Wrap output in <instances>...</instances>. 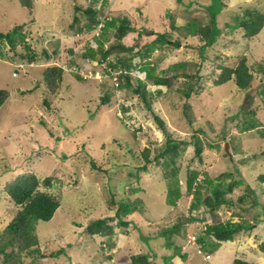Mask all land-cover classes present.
Masks as SVG:
<instances>
[{"label":"rangeland","instance_id":"374dc122","mask_svg":"<svg viewBox=\"0 0 264 264\" xmlns=\"http://www.w3.org/2000/svg\"><path fill=\"white\" fill-rule=\"evenodd\" d=\"M34 1L35 8L30 13L19 0H0V31L24 25L26 42L38 55V60L31 63L24 58L21 47L15 51L4 47L5 57H0V89L10 93L0 109V234L19 211L4 193L5 184L18 174L32 171L42 180L52 177L53 187L41 190L61 202L51 221L37 225L40 247L47 256L38 264H126L132 256L152 255L154 251L157 256L150 258L151 263L163 264V257L169 252L153 238L177 223L184 235L177 244L187 260L177 257L174 264H233L236 259L264 264V220L258 222L252 217L264 213V183L259 179L264 175V131L240 133L237 128L245 119V111H255V119L264 129V28L250 38L244 29L227 26L239 22L246 11L264 15V0H220L223 6L217 23L221 33L210 44L199 36H186L181 29L189 22L201 27L211 24L210 7L215 0H107L101 6L90 0ZM76 2L81 10L75 14ZM91 4L99 7L100 18L125 15L137 30L123 40L126 46L136 47L134 53L123 56L133 57V63L138 65L127 71L135 81L140 78L146 83L151 110L134 94L135 83L131 88L122 86V77L116 82L106 76L96 61L91 65L93 74L88 69L84 82L71 73L72 65L83 61L87 47L99 48L95 31H77L88 23L84 10ZM75 15L80 23L71 29ZM113 33H105V48L116 43ZM157 33H167L171 43L180 41L181 46L166 44L149 60L141 61L137 51L154 41ZM243 59L254 74L250 89L239 90L235 82L214 85L220 67L234 68ZM182 63L188 66L170 70ZM54 65L65 69L56 94L48 90L43 80L45 69ZM141 66L154 68L156 75L179 76L172 89L157 87L153 80H145V71L139 74ZM185 72L195 75V92L187 101L179 93L188 81L183 77ZM106 96L109 101H104ZM186 102L191 108V123L184 113ZM154 115L165 122L173 139L187 143L177 160L179 173L175 179L170 178L171 167L154 161L147 164V171L140 172L139 180L129 175L145 164V150H150L152 160L166 141L167 134L159 128ZM197 138L204 148L202 159L195 155L193 142ZM252 156L255 161L244 165ZM91 161L101 170L94 169ZM190 173H198L194 189L204 198L211 195L212 185L228 187L240 181L227 196L234 205L222 206L214 214L205 207L190 210L195 193L187 192ZM176 180L182 196L173 207L167 204L166 197ZM111 191L117 199L143 202L142 212L125 219L132 223L127 231L117 226V207L109 204ZM240 197H245V205L239 203ZM196 216L198 221H191ZM103 217L113 218V237L87 235L85 227ZM229 221H244L253 229L222 244L217 251L220 246L211 247V237H207L205 246L195 243L208 226ZM198 246L202 248L198 250ZM58 250L65 253L58 258L50 256ZM24 260L30 262L29 258Z\"/></svg>","mask_w":264,"mask_h":264},{"label":"trees","instance_id":"16d2710c","mask_svg":"<svg viewBox=\"0 0 264 264\" xmlns=\"http://www.w3.org/2000/svg\"><path fill=\"white\" fill-rule=\"evenodd\" d=\"M22 7L26 8L30 13L35 8L34 0H19ZM94 3H97L94 1ZM107 0L102 2V5H106ZM222 2L220 0H215L213 6L210 7L212 21L211 24L206 27H201L198 23L189 22L181 30L185 31L186 36H199L200 40L206 44H210L215 41L216 38L221 33V30L217 23V18L220 15L222 9ZM75 14L78 13L81 8L78 6L77 2L73 5ZM99 7L97 5H88L84 13L88 16V23L83 27H78L77 31L82 34L91 33L95 28L100 24L101 18L99 16ZM238 21L234 25H227L232 29H244L246 37H254L258 35L264 28V15L253 13L251 11H246V15L242 18H238ZM80 19L75 15L71 29L79 25ZM24 25H15L8 32L0 31V57H5L3 49L4 47H9L11 51H15L18 47H21L24 52V58H27L29 62H34L38 60L37 53L29 46L26 42V35L23 32ZM173 30L176 29L175 24H172ZM178 29V28H177ZM108 31H113L114 39L116 43L109 48H105L103 39L106 37ZM135 27L132 26L131 21L125 15L115 16L109 18L105 21L104 28L102 33L96 37V41L99 44L98 49L88 48L83 53V58L91 59L92 62L96 61L97 65H102L104 62L109 60V68L116 71L119 69H126L128 71L137 69L138 65L133 63L134 58H126L123 54H133L136 47L135 46H126L123 43V40L128 37L130 33L136 32ZM179 31V30H178ZM187 31V33H186ZM106 33V34H105ZM109 40V38H108ZM172 44L173 47L178 48L181 46L180 41H175L171 43L168 38L167 33H157L156 39L137 51V55L141 57V61L149 60L151 55L165 45ZM205 44V46H206ZM205 47H202L204 50ZM47 59L50 58L47 51H43ZM23 56V55H22ZM115 58L112 60V58ZM134 56V55H133ZM143 65V64H142ZM188 66L187 63L178 64L175 67H172L170 70L178 71V69H185ZM221 73L218 76V79L214 81L216 87H221L227 83L235 82L239 90L246 91L251 88V85L254 80V74L250 70L249 66L245 59L234 68L220 67ZM169 70V71H170ZM139 74L145 71L146 78L145 80H153L154 85L157 87L172 89L175 85L176 80L178 79V74H174L171 77H165L162 75H156L154 68H148L141 66L138 70ZM108 72V71H107ZM65 70L61 66H48L43 73V80L52 94H56L63 83ZM75 74L74 76L79 81H86L80 75ZM123 78L122 86L132 87L135 86L134 94L139 95L141 101L144 103L147 109L151 110L152 102L150 101V93L147 90L146 83L143 82L140 78L132 77L130 74H125L121 76ZM183 77L188 81L185 82V88L180 89L179 93L183 94L185 100H189L192 94L195 92L194 85L192 80L195 79V75L188 73H183ZM264 92V90H263ZM161 93V91H159ZM10 93L7 90L0 89V109L6 103ZM104 101H109V97L106 96ZM45 104L49 107L50 104L46 100ZM124 111L127 109L123 106ZM184 113L187 117L191 115V108L189 103L184 104ZM252 114V117L249 114ZM245 119L242 122H239L237 128L240 133H246L254 130L264 131L261 127V123L255 119L256 113L254 112H244ZM156 123L159 125V128L167 134L165 143L161 146L160 149L156 150V155L151 160L150 150H145L142 154L145 164L141 167L135 168V173H129L130 177H134L139 180V174L141 171H147V164L157 162V164L163 165V167H171L170 178L175 179L178 176L179 168L177 167V160L181 156V153L185 150L183 146L187 143L185 141H179L172 138L167 133L165 122L157 115H154ZM192 118H188L191 123ZM235 139V137H234ZM195 155L202 159L204 148L200 139H196L194 142ZM231 144V143H230ZM232 145V144H231ZM233 146V145H232ZM232 148V147H231ZM256 157L252 156L250 159L244 161V165L250 164L255 161ZM91 166L94 169L101 170L98 168L95 161H91ZM198 173H190L187 178V192L190 194L194 192V201L190 206V210L197 211L200 207H205L209 213H216L222 206L231 207L234 205L233 201L227 198L229 194L234 192L236 186L241 182L235 181L232 184L223 186L221 184L212 185L211 195L207 197H202L200 191L198 192L197 188L194 189V184L197 180ZM241 177V176H240ZM259 179L264 183V175L260 176ZM206 182H211L206 180ZM197 186V184H196ZM200 186V185H199ZM198 186V187H199ZM51 189L53 187L52 177H47L44 180L40 179L32 171L24 172L18 174L15 179L7 182L4 186V193L9 197V199L14 203L16 207L19 208V211L16 213L15 217L7 225L4 231L0 234V264H38V261L46 259L47 256L41 250V242L37 235V225L39 222H49L51 221L56 212L61 208V202L59 199L48 193L47 191H42L41 188ZM136 193L137 191H134ZM110 193L109 204L116 206L115 218L118 220L117 226L126 230L132 226V223L125 220L128 216H134L142 212L141 203L142 200L133 201L130 198L127 199H117L114 193ZM182 193L180 192L179 183L176 180L175 187H169L166 201L170 206L175 207L178 203V200L181 198ZM245 197L238 198L239 203L245 205ZM256 216V217H254ZM252 216L258 222L260 219L264 220V213L256 214ZM199 217L191 218V221H198ZM113 221V218H101L90 222L85 227V233L91 237L101 236V237H110L112 238L115 234V228L110 224ZM247 222H234L229 221L227 223H215L208 226L202 237H198L196 242L206 245L207 237H211L213 242L212 245H221L222 243L233 241L235 237L239 234L250 232L253 229L252 226H248ZM184 238V235L181 234V224L177 223L172 227L163 229L159 232L153 239L159 240L160 244L166 251L169 252L168 255L164 256L163 259L165 262L163 264H174V260L179 257L181 260L186 261L187 256L182 252V247L177 244V240ZM186 238V235H185ZM146 240V238L144 237ZM150 239V238H149ZM147 239V241L149 240ZM189 239V237H188ZM215 243V244H213ZM215 248V247H214ZM212 249V248H211ZM217 249V248H216ZM182 252V253H181ZM64 250H58L57 252L51 253V257L58 258L64 254ZM157 256L156 251L152 255L142 254L132 256L131 262L126 264H153L150 261V258ZM25 258H29L30 262L26 263ZM163 260V261H164ZM233 264H249V262L236 259Z\"/></svg>","mask_w":264,"mask_h":264},{"label":"built area","instance_id":"2783aa9c","mask_svg":"<svg viewBox=\"0 0 264 264\" xmlns=\"http://www.w3.org/2000/svg\"><path fill=\"white\" fill-rule=\"evenodd\" d=\"M90 1H93V0H90ZM96 1H98L100 3V6H101L102 2L104 0H96ZM107 19H109L108 15L107 16L105 15L104 17L101 18L100 24L95 29V32H96L97 36H99L101 31L103 30L104 25H105V21ZM108 63H109V60L107 62H104L101 66L106 72L108 71L105 75L109 76L110 78H113V80H115L116 82H119L118 79L123 74H131L126 69H119V70L114 71V70L109 68V64ZM91 65H92V61L91 60H86V61L83 60L79 64L72 65L71 69H72V71L79 73L80 75H82L84 77V79H86L88 77L85 75V73L88 72V69H90L89 73L93 74V70L91 69L93 65L92 66ZM69 70H70V68H69Z\"/></svg>","mask_w":264,"mask_h":264},{"label":"clouds","instance_id":"9594fccd","mask_svg":"<svg viewBox=\"0 0 264 264\" xmlns=\"http://www.w3.org/2000/svg\"><path fill=\"white\" fill-rule=\"evenodd\" d=\"M93 1H96V0H93ZM96 2H98V1H96ZM97 4H100V3H97ZM97 4H96V5H97ZM109 18H110V17H109ZM95 29H96V28H95ZM93 31H95V30H93ZM93 31H92V32H93ZM101 33H102V31H101ZM101 33H100V34H101ZM81 58H83V57H81ZM83 60H85V61H86V60H91V59H88V58H83ZM74 65H75V64H74ZM96 66H97V65H96ZM68 68H69V67H68ZM64 70H65V69H64ZM71 73H75V72H74V71H71ZM76 74L80 75V74H79V73H77V72H76ZM123 75H125V74H123ZM130 75H131V74H130ZM81 77H82V76H81ZM82 78H83V77H82ZM85 80H87V79H85ZM189 240H190V239H189ZM233 241H234V240H233ZM233 241H228V242H233ZM228 242H225V243H228ZM195 243H197V242H196V240H195ZM225 243H222V244H225ZM222 244H221V245H219L220 247H217V249H216L215 251H217L218 249H220V248H221V246H222ZM199 248L201 249L202 247L198 246V250H200ZM207 258H209V259H210V258H211V255H210V254H208ZM209 259H208V260H209Z\"/></svg>","mask_w":264,"mask_h":264},{"label":"water","instance_id":"95a60500","mask_svg":"<svg viewBox=\"0 0 264 264\" xmlns=\"http://www.w3.org/2000/svg\"><path fill=\"white\" fill-rule=\"evenodd\" d=\"M227 151H228V148H227Z\"/></svg>","mask_w":264,"mask_h":264}]
</instances>
